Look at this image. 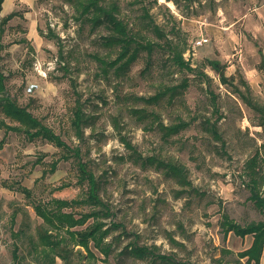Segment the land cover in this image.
Returning a JSON list of instances; mask_svg holds the SVG:
<instances>
[{"label": "rangeland", "instance_id": "1", "mask_svg": "<svg viewBox=\"0 0 264 264\" xmlns=\"http://www.w3.org/2000/svg\"><path fill=\"white\" fill-rule=\"evenodd\" d=\"M117 1L121 16L137 27L147 21L143 4ZM144 4L167 38L185 49L194 71L181 69L164 48L154 51L148 70L147 52H141L125 75H117L111 67L104 72L94 58L109 54L101 44L107 34L104 27L92 28L77 19L66 0H5L2 15L20 14L0 34V66L7 75L8 92L68 144L79 146L102 181L101 196L113 213L106 219L108 226L122 225L106 239L113 243L111 264H243L245 259L239 263L237 253L247 249L253 237L225 234L221 219L225 213L242 225L264 219V211L250 198L243 172L247 158L264 143V130L258 125L259 112L236 88L264 107V70L259 69L264 0H145ZM202 37L208 42L195 48L193 56L194 43ZM209 60L221 63L227 82L221 81ZM184 79L188 88L171 103L166 98L148 106L166 124L179 116L190 121L165 141L156 125L139 121L130 110L144 107L139 97L154 94L161 84L177 85ZM30 82L39 89L28 94ZM77 100L88 116L81 138L71 124ZM208 119L218 121L225 148L207 130ZM151 155L185 165L198 192L191 193L153 165H143L141 157ZM52 162L55 172H50ZM77 174L76 162L61 157L55 144L30 141L0 128V264H42L29 237L20 231L33 235L42 224L36 203L85 194ZM88 210L83 206L75 211ZM132 242L149 247L150 254L140 259L125 251ZM15 246L18 258L13 256Z\"/></svg>", "mask_w": 264, "mask_h": 264}, {"label": "trees", "instance_id": "2", "mask_svg": "<svg viewBox=\"0 0 264 264\" xmlns=\"http://www.w3.org/2000/svg\"><path fill=\"white\" fill-rule=\"evenodd\" d=\"M4 1L0 0V34L5 32L10 20L20 16L17 11L2 15ZM66 1L74 7L77 19L89 22L92 28L104 27L107 30V34L102 37L101 44L108 49L109 54L105 56L94 54V58L100 63L104 72H107L111 67L117 75H125L141 52H147L148 61L145 70H148L154 51L164 48L171 52V59L181 69L194 71L189 60L184 56L185 49L181 48L179 43L167 38L165 30L150 15L147 6L144 4L145 0H135L134 2L143 4V18L147 19L144 24L140 23L138 27L137 24L121 16V8L117 0H110L107 3L104 0ZM153 1L158 2V0ZM112 54H116L115 58H112ZM209 64L222 82L228 81L224 67L218 60H209ZM259 69L264 70V54L262 52ZM205 76L208 75L205 74ZM188 86V79H184L177 85L161 84L154 94L139 97L144 102V107L131 108L130 111L139 121L150 123L152 128L156 125L155 129L161 134L162 139L168 141L186 129L190 125V121L179 116L176 121L166 124L161 119L160 113L148 106L157 105L166 98L171 103ZM236 88L241 96L247 99L249 104L259 112L261 121L258 125L262 126L264 130V107L251 102L247 95H244L238 87ZM81 105L80 101L77 100L71 108V124L76 135L80 138L83 136L84 125L88 122L87 113ZM0 114H2V116L0 115V128L6 132L13 131L23 134L30 141L44 139L59 148L61 157L72 158L77 164V182L86 186L85 194L81 197L73 199L54 198L47 203H36L34 209L36 214L42 218V224L36 227L33 235L22 229L19 235L25 234L29 237L30 245L42 264H57L58 259L61 260V264H95L97 260L111 264L110 256L114 250L113 243L106 241V239L112 229L120 228L122 225L113 222L111 226H108L106 219L113 213L110 205L101 196L102 181L97 178L89 163L83 159L82 150L79 146L68 144L60 134H57L49 125L34 116L27 106L20 105L16 97L10 95L7 89V75L1 66ZM206 128L211 136L220 141L221 146L225 148L226 140L218 127V121L213 122L208 119ZM124 142L133 148L129 141L124 140ZM141 160L143 165H153L162 170L191 193L198 192L188 178L187 168L182 163L156 155L141 157ZM39 161L42 162V157L39 158ZM243 169L247 177V186L251 192L250 198L257 208L264 211V143L256 147L253 154L247 158ZM55 170L56 163L52 162L50 172H55ZM63 186L65 185L61 187ZM22 190L30 193L27 188H22ZM83 206H88L89 210L75 211ZM67 208L71 210H66ZM89 219H92V222L83 228H79ZM221 226L225 234L233 232L240 237L252 235L251 245L237 253L238 262L241 263L240 260L245 259L243 264H260L264 250V219L250 221L242 225L225 213L221 219ZM124 232H126L125 229ZM91 245L98 250L102 257L93 251ZM17 248L15 246L13 250L14 258H18ZM128 250L140 259H144L151 252L149 247L141 246L135 242L126 246L125 251ZM160 258L169 259L165 255H160Z\"/></svg>", "mask_w": 264, "mask_h": 264}, {"label": "built area", "instance_id": "3", "mask_svg": "<svg viewBox=\"0 0 264 264\" xmlns=\"http://www.w3.org/2000/svg\"><path fill=\"white\" fill-rule=\"evenodd\" d=\"M208 42V39L207 38H200V39H197L194 43V51L192 52L193 56L196 55V52H195V48L197 47H201L203 46L205 43ZM39 89V85L37 83H34V82H30L27 84V93L28 94H31L33 93L34 91L38 90Z\"/></svg>", "mask_w": 264, "mask_h": 264}, {"label": "crops", "instance_id": "4", "mask_svg": "<svg viewBox=\"0 0 264 264\" xmlns=\"http://www.w3.org/2000/svg\"><path fill=\"white\" fill-rule=\"evenodd\" d=\"M5 2V1H4ZM3 8H4V4H3ZM3 11V10H2ZM263 54H264V49H263Z\"/></svg>", "mask_w": 264, "mask_h": 264}]
</instances>
